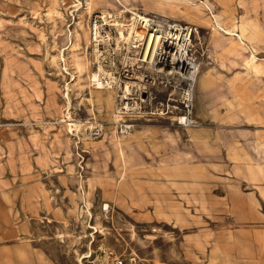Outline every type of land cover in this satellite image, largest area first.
Returning a JSON list of instances; mask_svg holds the SVG:
<instances>
[{
	"label": "rangeland",
	"instance_id": "374dc122",
	"mask_svg": "<svg viewBox=\"0 0 264 264\" xmlns=\"http://www.w3.org/2000/svg\"><path fill=\"white\" fill-rule=\"evenodd\" d=\"M206 1L0 0V264H264V0ZM127 12L197 28L194 87L130 63ZM139 74L122 112L100 80Z\"/></svg>",
	"mask_w": 264,
	"mask_h": 264
},
{
	"label": "bare ground",
	"instance_id": "6f19581e",
	"mask_svg": "<svg viewBox=\"0 0 264 264\" xmlns=\"http://www.w3.org/2000/svg\"><path fill=\"white\" fill-rule=\"evenodd\" d=\"M202 5L212 14V9L206 2ZM127 13L128 17L123 15L124 19H134L135 24L132 25L130 29H124V27H122L124 24L120 25L122 28L118 29V35L123 39L126 44L127 52L132 56V58H130V63L139 59L140 64L143 65V69L149 71L148 74L150 76L149 80L151 85H154L156 91L169 90V97L171 99H174V96L177 95V92L181 88L185 87L190 90V88L194 87L196 76L200 68V58L194 50L193 28L187 26L186 33L182 34L185 25L181 23L167 22L163 24L162 21L160 22L154 16H150L149 14H147L149 17L145 16L146 13L145 15H142V12ZM116 23V21H112L110 25L114 27ZM214 26L221 28L222 31L231 32V30L227 28L220 27L217 23H215ZM196 36H198L197 30L194 38H196ZM142 78L147 79L145 76L139 74V80L136 83L131 82V85L126 84L123 88L114 81L107 80L105 82L101 79L100 82L101 85L109 86L115 97L127 100H121L122 105H124L127 110L122 112L127 113L136 110V107L133 106L134 101H131L133 98L128 96L130 92L129 86L135 89L138 96L137 98L141 97V94L147 93L148 103L153 106L152 98H150L152 92L148 93L146 90L147 84L146 82H142ZM119 91L122 93L119 94ZM116 102L118 103V101ZM126 102H128V104ZM119 106L116 104L112 113V120L109 123H117L119 119H121V115L119 114L121 107ZM177 119L183 123L188 120V116H179ZM106 205L107 204H104V206Z\"/></svg>",
	"mask_w": 264,
	"mask_h": 264
},
{
	"label": "built area",
	"instance_id": "2783aa9c",
	"mask_svg": "<svg viewBox=\"0 0 264 264\" xmlns=\"http://www.w3.org/2000/svg\"><path fill=\"white\" fill-rule=\"evenodd\" d=\"M101 18L102 17H99L98 15H96L94 17V19L92 20V22H91V34H92V38L93 39H96L98 37L104 38V36L101 34V27L102 26L99 24V21H100ZM184 27L185 28H183V32H185L187 30L186 29L187 26H184ZM128 94H130V93H128ZM124 101H127V100H124ZM131 101H134V103H135V100L131 99ZM126 103L128 104V102H126ZM122 107H123L124 110H126V107H124V105H122ZM122 130H124V131L128 130V126H126V125L123 126ZM88 131L90 132V134L93 137H95V136H98L101 133V128L98 125H92V126L88 127ZM119 263H121V260L114 259L113 264H119Z\"/></svg>",
	"mask_w": 264,
	"mask_h": 264
},
{
	"label": "crops",
	"instance_id": "0c3cea01",
	"mask_svg": "<svg viewBox=\"0 0 264 264\" xmlns=\"http://www.w3.org/2000/svg\"><path fill=\"white\" fill-rule=\"evenodd\" d=\"M204 1H206V0H204ZM207 3H208V5L210 6V8H212V6H211V3L210 2H208V1H206ZM161 3H164V2H161ZM217 3H220V4H225V2H224V0H217ZM155 6H157V7H160V8H164V7H166V8H168L167 7V4H163L164 6H160V4H154ZM189 8H193L194 10H197V15L195 14V13H193V12H191V13H193L194 15H196L197 17H199L200 15L199 14H201L202 12H203V8L201 7V6H198V5H196V6H193V7H191V6H189V5H186V7H185V9H189ZM159 10V9H158ZM123 12V11H122ZM142 12H144V11H142ZM147 13H149V12H147ZM199 15V16H198ZM153 16H155V15H153ZM216 16V15H215ZM200 18V17H199ZM201 19V18H200ZM203 20H205V19H203ZM193 28V39H194V35H195V32H196V30H197V28H194V27H192ZM228 29V28H227ZM229 30H231V29H229ZM217 43V42H216ZM194 46H195V44H194ZM241 47H243V48H248V45H247V43L245 44H242L241 45ZM196 52V51H195ZM197 54V53H196ZM198 57H199V55H197ZM200 58V57H199ZM246 57H244L243 59H245ZM116 136H118V135H116ZM118 137H120V136H118ZM122 142H124V140L122 139Z\"/></svg>",
	"mask_w": 264,
	"mask_h": 264
}]
</instances>
